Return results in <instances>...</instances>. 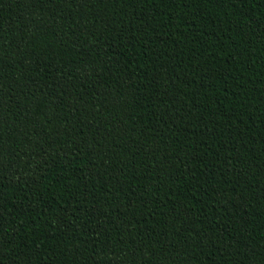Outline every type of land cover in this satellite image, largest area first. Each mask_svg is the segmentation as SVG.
I'll use <instances>...</instances> for the list:
<instances>
[{
  "label": "trees",
  "instance_id": "obj_1",
  "mask_svg": "<svg viewBox=\"0 0 264 264\" xmlns=\"http://www.w3.org/2000/svg\"><path fill=\"white\" fill-rule=\"evenodd\" d=\"M0 264H264V0H0Z\"/></svg>",
  "mask_w": 264,
  "mask_h": 264
}]
</instances>
